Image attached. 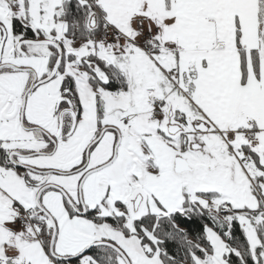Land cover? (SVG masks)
I'll return each instance as SVG.
<instances>
[{"label": "snow or ice", "instance_id": "1", "mask_svg": "<svg viewBox=\"0 0 264 264\" xmlns=\"http://www.w3.org/2000/svg\"><path fill=\"white\" fill-rule=\"evenodd\" d=\"M0 264H264V0H0Z\"/></svg>", "mask_w": 264, "mask_h": 264}]
</instances>
